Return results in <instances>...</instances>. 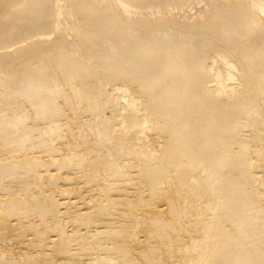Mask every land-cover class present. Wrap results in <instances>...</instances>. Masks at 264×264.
Here are the masks:
<instances>
[{"label": "bare ground", "instance_id": "bare-ground-1", "mask_svg": "<svg viewBox=\"0 0 264 264\" xmlns=\"http://www.w3.org/2000/svg\"><path fill=\"white\" fill-rule=\"evenodd\" d=\"M0 264H264V0H0Z\"/></svg>", "mask_w": 264, "mask_h": 264}]
</instances>
